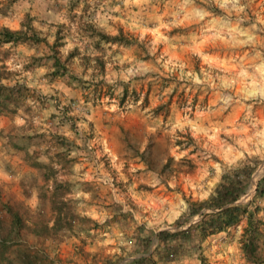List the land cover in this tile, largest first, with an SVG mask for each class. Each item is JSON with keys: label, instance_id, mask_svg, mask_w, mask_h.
Here are the masks:
<instances>
[{"label": "rangeland", "instance_id": "obj_1", "mask_svg": "<svg viewBox=\"0 0 264 264\" xmlns=\"http://www.w3.org/2000/svg\"><path fill=\"white\" fill-rule=\"evenodd\" d=\"M68 1L0 0V12L8 14L10 11L8 15H12L28 8L20 21L24 14H29L33 25L45 32L49 40L56 24L63 23L65 28L61 32L65 34V43L59 49L61 57L73 46L94 52L87 32H78L79 23L91 20L109 33L121 28L138 42L129 46L100 45L96 53L104 56L106 64L104 72L97 74L96 79L113 84L114 94H118L124 84L128 86L130 99L136 97L143 102L147 94L151 102H168L169 106L167 113L158 115L161 120L152 121L147 117L151 112L143 111L141 103L134 106V102H127L119 106L117 98H109L108 94L95 102L91 94L86 95L90 101L78 99L74 95L79 90L76 81L67 85L61 79H47L49 60L30 62V56L35 53L33 48L17 45L9 49L2 59L15 72L11 82L25 81L43 96V102L34 104L30 115L33 124L46 130H58L60 125L55 115L60 114V108L70 106L68 114L80 116L76 127L86 137L79 147H72L77 152L76 170L80 177L74 208L99 226L85 232L80 230L76 219L70 231L61 237L43 238L42 244L50 259L59 260V264H100L107 256H119L117 264H127L139 254L135 252L131 229L138 225L143 231L153 233L156 227L167 225L173 230L175 219L180 215L184 221L182 227L197 220V215H185V198L198 200L208 196L218 181L222 165L234 164L246 156L257 158L244 200L252 196L250 188L255 187L264 173V121L259 119L264 115V0H89L90 6L85 10L74 11L81 14L79 19L70 18ZM187 4L205 12L208 23L184 29L174 25ZM172 9L176 12L168 15ZM221 36L226 37L221 40ZM42 49L39 48L38 53L45 50ZM90 70H87L88 76ZM191 71L195 72L192 76ZM150 91L153 94L149 95ZM94 105L97 107L93 108ZM87 112L105 118L104 123L111 125L104 128L107 130L104 133L113 137L120 159L108 152V145L102 147L94 127L89 131L84 121ZM134 112L141 113L144 123L154 126L156 132L147 136L144 131L135 132L133 127L125 131L131 137L139 135L140 146L147 142L153 145L156 170L172 157L170 165L162 172L151 170L164 183L158 189V194L162 191L160 195L164 198L150 199L149 207L146 203L132 205L127 200L124 206L111 195L105 196L106 189L110 193L120 188L116 181L119 174L112 172L119 170L112 168L110 161H134L135 155L129 157L123 147L125 142L117 137L122 131L117 128L119 124L130 120L126 116ZM61 128L64 130L68 125L63 124ZM176 140L183 142L177 145ZM129 152L133 153L130 149ZM105 154L112 156L110 160ZM80 170L84 174H79ZM83 183L90 186L89 191L82 188L88 186ZM80 189L88 192L89 199L80 194ZM117 208L119 214H126L123 226L113 217ZM146 208H151L150 214ZM8 218L5 215L2 219ZM238 234L239 230L233 229L229 236L220 233L207 237L198 244L193 255L177 264H200L198 254L205 258L206 264H250L241 254ZM26 240L37 243L30 234H26Z\"/></svg>", "mask_w": 264, "mask_h": 264}, {"label": "trees", "instance_id": "obj_2", "mask_svg": "<svg viewBox=\"0 0 264 264\" xmlns=\"http://www.w3.org/2000/svg\"><path fill=\"white\" fill-rule=\"evenodd\" d=\"M89 6V0H69L70 18L79 19L81 14L74 11L85 10ZM3 13L5 12L2 10ZM63 28H65L63 23L56 24L53 36L49 40L45 32L33 25L29 14H24L17 28L0 25V115L19 114L24 118L23 124L11 125L6 133L0 131V137L4 138L5 143L20 154L22 161L34 168L42 178L45 185L41 186L38 193L39 204L43 206L47 203L51 213L46 217L40 210L42 207L30 210L20 200L1 201L0 264H59V260L50 259L47 248L42 244L43 238L61 237L72 229L73 221L76 219L80 230L85 232L99 226L89 216L77 213L74 208L77 197L75 200L68 195L77 188L80 181L77 170L73 168L77 156L71 155V148L79 147L82 140L86 139L85 134L76 127L80 116L69 115L72 109L70 106L60 108V114L57 117L55 115L56 122L60 125L58 129L63 130L61 126L68 125L73 133L71 138L58 130H46L34 125L30 115L34 104L39 105L43 102V96L25 81L15 79L11 82L15 72L2 59L7 56L9 49L17 45L33 48L36 54L30 56V62L49 60L45 73L47 79H61L67 85L76 81L75 85L83 92L85 101H90L86 96L88 94L89 96L91 94L93 102L108 94L109 98H117L119 106H123L129 100H137L136 97L129 98L127 85L123 84L120 92L114 94L113 84L96 79L97 74L104 72L106 64L104 56L96 53L99 46L103 43L129 46L138 42L136 38L121 28L115 33L106 32L89 20L79 23L77 29L78 32H87L94 52L88 51L87 48L81 51L77 46H73L61 57L59 49L65 43V34L61 32ZM39 48L45 50L38 53ZM76 59L77 64L74 67ZM89 69L91 72L88 76ZM147 102L145 94L143 104L146 105ZM168 106V102L158 103L150 108V112L154 116L160 112L167 113ZM84 121L89 126V131L93 130L92 122L86 117ZM138 138L140 139L139 135L131 137L129 132L125 131L122 140L140 161L148 168L156 170L153 163V145L147 142L140 148ZM182 142L183 140H176L177 145H181ZM171 160L172 157H168L156 171L162 172L170 165ZM257 164L256 157L246 156L234 164L222 165L218 181L207 197L199 200L185 198V215L198 216L197 220L187 226L182 227L184 221L181 215L175 219L176 228L173 230L161 229L147 233L142 227L135 225L131 229V234L135 238L133 244L135 252L139 254L127 264H177L193 255L198 244L207 237L220 233L229 236L232 235L233 229L239 230L237 242L245 261L250 264H264V206L261 205L264 199V174L256 181L252 197L248 200L243 199ZM49 181L50 189L46 186ZM82 188L89 191L90 186ZM115 212L113 217L123 226L126 223V214H119L118 208ZM5 215L9 217L6 221L2 219ZM26 234L32 235L37 243L33 244V241L26 240ZM198 256L200 264H206L205 258L201 254ZM120 259L119 256H107L100 264H117Z\"/></svg>", "mask_w": 264, "mask_h": 264}, {"label": "crops", "instance_id": "obj_3", "mask_svg": "<svg viewBox=\"0 0 264 264\" xmlns=\"http://www.w3.org/2000/svg\"><path fill=\"white\" fill-rule=\"evenodd\" d=\"M136 1L140 2V0H136ZM187 6H188L187 8L183 9L181 16L179 17L178 22H175V23L173 22L174 25H180V27L182 29H184V28H186V26H189V25H195V24L201 25V24L208 23V21L205 18L206 17L205 15H207L205 12L200 11L198 8H196L192 5L187 4ZM27 9L28 8H24V9L22 8L21 11L14 12V14H12V15L11 14L8 15L10 13V11L7 12L8 14H2L0 12V25H6L10 28H17L19 26L20 18L22 17L23 13ZM174 12H176V10L172 9V10H170V12L168 11L167 14L171 15V13H174ZM201 19H202V22H201ZM216 23L218 24V19H216ZM225 37L226 36H221V40L224 39ZM187 49L189 51H192L193 54L196 53V52H194V50L190 49L189 47ZM197 53L199 54L200 52L197 51ZM203 54L206 55V52ZM194 73H195L194 71H191V73H190L191 76ZM148 94L150 95L153 93H151V91H150V93H148ZM74 95L77 96L78 99L80 98L81 100H84V97H83V94L81 91L78 90V92L74 93ZM147 99H150V97L148 96ZM141 101L142 100L137 99L136 101L130 100L128 102L129 103L134 102L133 103L134 106H137L139 103H141V104H139V106L143 109V111L148 109L149 113H150V108L155 106L158 103L157 101L151 102L150 100H148L146 105H144L143 102H141ZM149 101L152 103V105L149 104ZM96 107H97V105L93 106V108H96ZM138 109H140V108H138ZM172 109H173V107H172ZM88 112H90V111H88ZM88 112L85 115V117L89 121L92 122L93 127L99 133V136H100L99 140H101L100 142L102 143V147H103V145H108V152L111 153V155H113L114 158L118 157L120 159L121 158L120 153H119L118 149L115 147L116 144L114 145L115 142L113 141L114 140L113 137H111L110 134H108V133H106V134L104 133V131L109 128L108 126L110 124L104 123L105 118L102 119L101 117L95 116L94 114H91ZM146 115H148V114H146ZM126 117L130 118V120H127V122L123 121V123H120L119 126L117 127L119 130H122L119 132V134H117V137H119V138L123 139L122 132H125V130H130L132 127H133V129L137 130L135 132L144 131L147 134V136L156 132L154 126L146 125V123H144V118L142 117L141 113L140 114L138 112L130 113ZM147 117L149 120H152V121L161 120L160 116H158V115L154 116L151 113ZM254 118H256V117H254ZM121 119H123V118H121ZM259 119H262V121H264V115H261L259 117ZM23 123H24V118L21 117L19 114H15L12 116L11 115H0V131H2L3 133H6L7 129L13 124L21 125ZM104 128H106V129L104 130ZM59 129H58V131L65 134L68 138L72 137L73 133L69 128H66L62 131ZM117 145H119V144H117ZM123 147L126 148L125 151H127V153L129 154V157H130V155H134L132 152H129V149L126 146H123ZM142 147L143 146L141 145L140 148H142ZM153 149L154 148H152V150ZM123 153H126V152H123ZM76 154H77L76 150L72 148L71 149V155H76ZM105 155L107 156V158H109L108 154H105ZM121 156H122V152H121ZM111 157L112 156H110V158ZM110 158H109V160H110ZM133 160L134 161H131V162H125V161L120 160V161L114 162V163H112L110 161V164L112 165L111 167L114 168L115 170H119L118 172H114L112 170L111 171L113 172V174H117V175L119 174V176H117V178H116V181L118 182V186H120V188H117L116 191L115 190L110 191V193L107 192V189H106L105 196L109 197V195H111L112 198H116V200L122 202L124 206H126L124 203V200H127L132 205H134V204L138 205L139 203H146V207H149V200L150 199H152V198H154V199L162 198L163 199L164 198L162 195H160L162 193V191H159L160 194H158V189H160L161 185L164 183L160 179H158L155 176V173H153L151 171L152 169L148 168V166L146 164H144L142 161H140L138 159V157H136V156L133 157ZM77 166H78V164L75 163L73 168L76 170ZM123 166H125V167L123 168ZM82 167L83 166L81 165L79 169H82ZM79 174H84V173L82 172ZM85 179H86V177H84L83 180H85ZM92 183L96 184L95 182H92ZM43 185H45L44 181L39 176V174L36 172V170L34 168L26 165L22 161L20 154L17 151H15L14 149H12L10 146H8L5 143L4 138L0 137V202L4 201L6 199L20 200L30 210H34V209L42 207V208H40V210H42L44 212V215L46 217H49L51 214L49 205L47 203L43 206H41L39 204V198H38L39 194L38 193L41 189V186H43ZM46 186L49 189L51 188L50 181L46 183ZM104 187H106V185H104ZM106 188H109V187H106ZM250 189L252 191L251 195H253L254 186L251 187ZM76 190H77V188L73 189L72 193L68 194V195H71L72 198L75 200H76V197L78 195V192ZM82 190L83 189L79 190L80 194L83 195V197H85L86 199H89L88 198L89 197L88 192H85ZM205 197H207V196H205ZM251 197H249V198L246 197V199L248 200ZM261 205L264 206V199L261 201ZM128 209L130 210V208H128ZM146 209H148L147 211L150 214L151 208L150 209L146 208ZM110 213L111 212H108V216H111ZM188 224H189V222H188ZM183 227H185V226H183ZM240 227H241V225H240ZM161 229H170L171 230L170 226L161 225V226L156 227V229L154 231H158ZM155 242H156V239H155Z\"/></svg>", "mask_w": 264, "mask_h": 264}]
</instances>
